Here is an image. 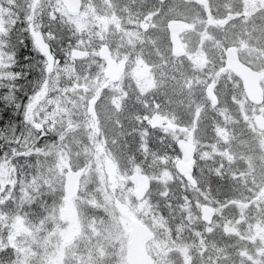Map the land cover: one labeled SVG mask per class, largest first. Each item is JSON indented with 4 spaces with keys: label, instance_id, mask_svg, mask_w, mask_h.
<instances>
[{
    "label": "trees",
    "instance_id": "16d2710c",
    "mask_svg": "<svg viewBox=\"0 0 264 264\" xmlns=\"http://www.w3.org/2000/svg\"><path fill=\"white\" fill-rule=\"evenodd\" d=\"M146 1L81 0V9L72 14L61 0H15L14 5L9 0H0V7L6 12L15 11L18 18L25 21L24 24H17V29L25 28L26 25L27 30L23 33L25 37L32 34L31 28L39 30L57 59L52 70L48 71L45 57H35L31 52L30 40L25 41L29 47L21 50V56L32 55L34 60H43L42 70H39L40 65L34 63L28 80L20 83L25 85L28 92H32L34 86L38 92L47 85L46 92L36 103L46 132L40 133L28 121L16 130L17 133H23L15 137L19 143L0 141L3 145L0 152L6 151L8 154L7 161H0V165L8 169L4 186H0V237L5 238L15 221L21 220L24 231L20 234L27 232L32 238L33 231L42 230L48 224V220L42 217L48 213L45 209L51 206L46 200L60 189L56 186L62 180L59 168L82 170L93 164L94 152L102 146L99 137L101 119L97 115L95 131L87 112L79 116L76 111L75 105H82V102L78 104L81 90L78 86L83 82L81 76L97 75L102 63L96 50L102 43H107L112 50L118 49L120 58L125 60V69L135 56L147 58L138 49L130 53L127 51L134 42L136 47L141 43L152 45L155 42L151 37L143 38L137 29V18L146 15ZM113 16L117 23L110 21ZM16 36L17 33H13L12 39L15 40ZM235 36L241 37L238 33ZM74 47L86 49L87 56L80 60L74 59L71 56ZM164 53L169 55L167 60L170 61L171 53L167 46L165 52L159 55ZM155 59L148 60L153 62ZM89 62L92 63L91 66H87ZM58 71L61 73L55 78V85L54 79L51 82L50 78ZM156 73L160 82L159 66ZM225 94L226 98H219L214 106L205 100L203 93L199 94L196 101L186 94H179L178 98L172 100L176 104L182 102L183 108L175 109L172 118L170 114L165 116L177 127L193 129L197 159L195 167L206 175V180L199 181L196 187L187 179L179 177L173 168L174 159L177 158L175 139L168 138L164 141L160 130L147 131L143 122L138 121L139 118L147 117L148 110L124 109L116 116L121 128L124 127L123 124H128L131 130L126 131L125 135L120 132L119 139L115 141L117 147L113 153L114 160L117 164H123L127 159L129 165L126 166L145 172L153 179L146 198L154 210V218L153 214H149L150 210L140 212L137 217L153 232V226L157 229L166 228L168 237H176L174 243H183L189 248L195 246L193 232L198 233L206 246L219 244L198 226L201 223L199 205L203 202L212 205L216 213L225 215L226 222L232 225L244 221L250 228L249 232L253 229V224L264 222V205L260 199L264 191L263 138L257 130L251 128L247 119H243V112L252 107L250 102L244 100V94L239 91ZM74 97L78 100L75 101ZM137 98L158 107V112H164L157 106L161 100L156 99L153 94H137ZM241 101L244 102L242 109ZM107 119L110 120L111 117ZM83 127L86 130L81 129ZM220 130L224 133H220ZM84 131L88 134L92 132L93 140L86 139L82 134ZM168 132L172 130L168 129ZM245 139L250 142L249 148L244 145ZM102 147L106 152L109 151L108 145ZM13 148L16 149L15 154L12 152ZM165 170L172 178L165 179V176H161L166 175ZM91 174H82L81 182L91 184ZM127 184L129 185V181ZM94 191H102L104 194L98 197L108 198L107 191L101 186H96ZM81 209V214L85 216L81 218L84 223L96 221L97 225L93 229L105 234L111 230L104 224L107 220H113L104 217L116 211L111 202L87 204ZM243 215L246 217L241 218ZM156 218L159 219L158 222ZM240 230L246 233V228L240 227ZM230 241L231 244H224L226 248H230L224 251L227 255L237 254V249L245 246L236 242L232 234ZM245 244L248 257L244 264H264V261H251L257 254L252 250L255 246L253 240L249 238ZM222 262L233 264L232 261ZM203 264L211 263L204 261Z\"/></svg>",
    "mask_w": 264,
    "mask_h": 264
},
{
    "label": "flooded vegetation",
    "instance_id": "af4514ba",
    "mask_svg": "<svg viewBox=\"0 0 264 264\" xmlns=\"http://www.w3.org/2000/svg\"><path fill=\"white\" fill-rule=\"evenodd\" d=\"M237 1V3H243V8H240L237 13L231 11L230 0L146 1V5L148 2L150 3L147 6V10H152V16L156 20L159 12L164 16L163 22L159 23V25L161 26L162 24L164 39L166 42H169L171 60H167L169 57L167 53L158 55L153 62H150L148 59L144 60L145 69L135 75V73L133 74L134 69L131 68L136 64L139 56H135L129 62L130 69L126 70L117 49L116 56L113 58L123 65V69L115 78L110 77L111 72L107 71L108 65L104 62L102 70L104 79L102 78L101 92L93 98L95 99L93 101V112L101 119L99 134L101 141L115 142L119 139L121 131L122 135H125L126 131L131 130L128 124H123L124 127L121 128L120 120L116 118L120 114V110H148L147 117L144 119L139 118L138 121L143 122V127L147 131L148 129L160 130L164 141L168 138L175 139V146L177 148V158L173 162L175 165V162L182 155L177 141L184 139L178 135L177 130L183 128L193 132V129L183 126L177 127L175 123L171 122L169 126H164L167 122V119H165L166 115L170 114L172 118L173 114H175L173 112L175 109L183 108L182 102L171 105L170 100L178 98L179 94H186L193 101H196L201 91L203 90V93L206 92V88L209 85L212 86L215 95L217 92L232 93L239 91L244 93L243 80L240 75L226 64L227 49L231 46L235 47L233 49L235 54L233 60L236 58L238 62L249 66L254 71H261L259 70L260 64L258 62L262 63V50L258 48H264V0ZM201 8H204L203 12L205 13L206 10L208 11L205 16L197 14V10L202 11ZM210 14H218L219 17L211 16ZM172 20L183 21L182 26L177 32L180 45L183 48V52L179 54L173 51L170 26L175 24L170 23ZM232 26L235 29V33L242 35L240 39H244L249 43H246V46L249 48H242L231 42ZM156 30H158V23H154L153 27L150 25L145 32L140 34L143 38L151 37L155 41L152 44L154 45L158 44V39L155 36ZM253 31L256 36L255 38H253ZM252 41H256L257 44H253ZM217 42L220 43V47L217 46ZM137 49L138 47L133 44L127 51L130 53ZM157 66H159L160 71V82L156 73ZM146 74L151 77L150 84H143L142 77ZM263 74L259 79L261 88L264 86ZM114 83L115 85L118 84V86L114 92L108 94L106 91L108 90V86ZM144 93L153 94L156 99H160L161 102L157 106L164 110V112H158L156 110L158 107L151 103L139 101L137 94ZM114 95L116 99L113 98ZM89 98L91 96L87 99ZM105 111L112 114L107 115ZM156 112L162 116L160 123H155L152 119ZM107 117H111V119L109 120ZM168 129L172 130V132H168ZM111 131L112 134L109 135ZM192 132L190 133L191 138L192 136L194 137ZM195 155V150H193V163L190 176L195 180L194 185L196 186L200 183L199 181L206 180V175L204 171L198 170L195 167L197 163ZM132 171L129 172L128 176L125 175L123 179H128L129 182H132L130 179L133 174ZM136 172L142 171L138 170ZM145 174L148 176L149 183H151L149 174ZM178 175L189 182L187 174L179 173ZM111 181H114L112 180V176ZM75 185V189L73 188L68 192L63 191L64 194L66 193V200L69 196L72 199L73 196L79 194V197L82 199L77 200L84 205L108 201V198H93V184L80 183V186ZM46 201L51 202L52 200L49 198ZM203 205H208L211 209L209 221H205L202 218L201 208ZM125 207L129 214L121 216L126 220L127 232L123 229L122 222L119 221V215L111 218L113 219L111 221L107 220L104 222L105 225L111 228L106 234L93 229L97 225L96 221L84 223L82 219L78 220L76 211V220H71L70 218L65 221V219L61 220L59 215H50L51 220H53L52 223L42 230L37 229L33 231V238L31 239V242H33L32 262H27V264H129L127 255L131 239L132 221L140 222L145 227L147 224L137 217L139 213L134 214L129 207ZM199 215L201 223L198 226L208 236H212L219 244L217 246H206L201 242L200 236L197 235L198 233L193 232L195 246L191 248L187 246L177 248L166 246L163 248V246L160 247L157 242L153 241L154 237L147 236L143 239L142 243L145 252L149 255L153 264H203L204 261L211 264H223L222 261L230 260H233V264H244L246 255L240 254L239 248L237 249V254L227 255L224 253L225 250H230L224 244L226 242L231 244V234L229 232L232 229V224L226 222V216L216 213L215 208L206 202L199 205ZM84 217L82 214L81 218ZM242 217L246 216L243 215ZM70 223H72V227L68 228ZM247 225L244 221L239 223L241 228H246ZM96 231L101 232L104 237H110V240L104 244L103 239L99 237V233H95ZM19 235L20 233H17L15 236H9V243L3 239L0 240V264H24L22 258L26 244L24 239L21 241L17 240V236ZM126 239V248H124ZM246 241L247 238L244 236L241 245H244Z\"/></svg>",
    "mask_w": 264,
    "mask_h": 264
},
{
    "label": "rangeland",
    "instance_id": "374dc122",
    "mask_svg": "<svg viewBox=\"0 0 264 264\" xmlns=\"http://www.w3.org/2000/svg\"><path fill=\"white\" fill-rule=\"evenodd\" d=\"M149 5H150V3L148 2L147 6H149ZM64 6H65V4H64ZM240 8H243V3L241 4L239 2L238 7L235 10L236 13L240 10ZM80 9H81V0H78V11L73 13V14L78 13ZM201 9H202V11L201 10H197V14L205 16L206 13H208V11L206 10V13H205V12H203L204 8H201ZM174 11H176V10H174ZM145 13H146V15H142V16L137 18V20H136L137 29H138V31L140 33H143L149 28L150 25H152V27H153L154 23H158V30H156V34H155L156 38L158 39V44L147 45L145 43H141V44L138 45L139 52L142 53L147 58H144L142 56L138 57V60H137L136 64L131 68V69H134L133 70V74L135 73V75H136V73H138V72H140V71L145 69V61L144 60L155 59L159 54H162V52H165L166 46L169 48V51H170V45L168 46L169 42L167 41L168 43H166V41L164 39V31L162 30V24H161V26L159 25V23L163 22V17L164 16L159 12V14L157 15V20H156V18L152 16V10L151 11L147 10V11H145ZM210 15L219 17L218 14H210ZM110 21L113 22V23L114 22L117 23L115 16H113L110 19ZM253 23H254V20H253ZM147 25H148V27L146 28ZM234 35H235V29L232 26L230 37H231V39L232 38L233 39L231 40V42H233V44H235V45L237 44V46H239V47L249 48L248 46H246L247 44H249L248 42H246L244 39L241 40V39L238 38V36H234ZM263 36H264V30H263ZM255 37L256 36H255L254 31H253V38H255ZM263 39H264V37H263ZM252 43L253 44H257L256 41H252ZM217 46L220 47V43L219 42H217ZM258 49L262 50V52H261L262 53V55H261L262 63L258 62V64H260L259 65V68H260L259 70H261L264 73V48L263 49L258 48ZM239 50L241 51V49H239ZM109 51H110V53L112 54L113 57L116 56L117 50L115 48H113V50L110 48ZM96 55L101 60V62H100V63H102L101 64V68L98 70L97 75H95L94 77L81 76V81H83L82 85L84 87L80 88L81 90H80V98H79V100H78L77 97H74L75 101L78 100V104H81V102H82V105H75L76 111L78 112L79 116H81L84 112H88V117L91 116V119H92L91 123L93 125V130H95V131L97 129V127L95 125V120H97V115L95 114V112H93V104H94V102L91 103V108H90V103L89 102H90L91 99H93L95 96H97V94H99L101 92V87H102L101 85H102V82H103L102 78L104 79L103 74H102V70L104 68L103 64L105 62V59L101 58L99 56V54L97 53V50H96ZM246 55L248 56V54H246ZM56 60L57 59L55 58V60L53 61V66L56 64ZM121 61H123L124 67H125L124 58H122ZM91 64L92 63L89 62L87 64V66H91ZM127 69H130L129 63H128V68ZM59 73H61V72L58 71L54 76H52V78H50L51 82L54 79L55 85H56V79L55 78L57 77V75ZM148 74H146L145 76L142 77L143 84H150L151 83V77ZM262 77H263V80H264V74H263ZM207 81H208V79H207ZM48 86H50V85H48ZM117 86H118V84L115 85V83L112 84V85H109L108 86V90H106L107 93L110 94V93L114 92V90L116 89ZM75 87H77V86H75ZM78 87H81V86H78ZM46 90H47V85L41 87V89L38 91L39 97H41L42 94L44 92H46ZM262 90H263V101H262V103L257 104V105H252V107L247 108V112H243V115H244L243 119H245V120L247 119L249 121V123H250L251 128L254 129V130H257L259 132L260 137L263 138L262 146L264 147V129L263 130L257 129L256 126L253 123L254 115H256V114L264 115V86H262ZM212 92L214 93L213 90H212ZM202 93H203V90L201 91V94ZM232 93H235V92H232ZM240 93L243 94L242 92H240ZM205 94H206V92L203 93V96H204L205 100H207L209 103H211V101H209L207 99L208 97L207 96H206L207 98L205 97ZM214 95H215V93H214ZM216 95H217V99L221 98V97H222V99L226 98V96H225L226 94L224 92H217ZM90 96H91V98L87 99ZM83 97L86 98L88 106H87L86 101L82 100ZM113 98L116 99V96L114 95ZM94 100L95 99H93V101ZM244 100L248 101L246 99L245 95H244ZM36 103H37V101L34 103L33 109L29 113V121L32 122V124L35 126L37 131H39L40 133L41 132L45 133L46 131H45V127H44V120L42 118L40 119V114H39V110L37 109ZM170 104L171 105H176V101L175 100H171ZM242 105L244 107V102L241 101L240 102L241 109H242ZM197 113H198V111H196V114ZM106 114L110 115L112 113H107L106 112ZM165 119H167V118H165ZM170 122L171 121L167 119V122L164 124V126L165 125L169 126ZM81 129L86 130L84 127L81 128ZM177 131H178V135L182 136L185 141H188V142L192 141V143L194 144V149H196V143L194 142L195 135H194V137L192 136V138H191V134H190L192 131H188V130L183 129V128H180ZM220 133H224V132L222 130H220ZM82 134L85 135L84 137L86 139L93 140L94 134L92 132H89V134H88L87 131H84V132H82ZM111 134H112V131H111V133H109V135H111ZM101 144H102V146L108 145L109 146V151L106 152V150L102 146H100V147L98 146L99 148L94 152V161H92V163H93L92 165H89V166H86L85 168H83L82 172L78 168H72V169H78L80 171L79 174L81 173L79 179H78L79 174L77 175V177L75 179V183L73 185V188L74 187L76 188L75 184H77V186H80V183H82L81 182V179H82L81 175L82 174H84V173H90L91 174L92 173L90 179H91V184H93V186H92V193H93L92 196H93V198H95V199L100 198L98 196H102L104 194V192H102V191H94L96 189V186H101V188H104L107 191V194H108V201L107 202L108 203L111 202L113 204L114 208L116 209V211L112 212L110 215H107L106 217H104V219L105 218L111 219V218H114L115 216L119 215V221L122 222L123 229L127 232L126 220L121 216L122 214H120V212L118 210V207L115 204L116 200L120 201L123 206L129 207L130 210L134 214H137V213H140V212L146 213L147 211L150 210L149 214H153V218H154V210L151 209L150 201H148V199L146 198V194H144L141 197H136V195L134 193V189L136 188V184H135V181L133 180V178L132 177L130 178L132 183L129 182V185L127 184L128 179H123V177L125 175L128 176L129 172L131 170H133V169L131 167H129V166H126V165H129V164H127V159L123 161V164H117V162L114 160L113 153H114L115 148L117 147L115 142H112V141L107 142L106 141V142H101ZM244 145H245L246 148H249L250 142L248 143V140L245 139L244 140ZM101 149H103L105 152L103 153V151ZM262 153H264V150H263ZM76 154L78 155L77 152H76ZM108 158H111L113 163H114L113 164L111 162L112 166H113L112 174H110L108 172V170L106 169V165H105L106 163L105 162H106V159H108ZM263 158H264V154H263ZM62 168L63 167L59 168V173L61 174V177H62L61 183L60 184H56V186H59L60 189H59V191L54 192L52 194V195H54L53 197L50 198L52 201L48 202V203L51 204V206L49 208L45 209L48 213L44 214V216L42 217L43 219L45 218V219L48 220V224L47 225H49L50 223L53 222V220H51V218H50V215H53V216L54 215L55 216L59 215V218L61 220L65 219V221H67V219L69 220L71 218V217L65 216V214H64V212H65V210L67 208V205H68V201L65 198V194L66 193L64 194V192H68L70 190H65L64 186H63V184H64V173H65L66 170H69L68 168H71V167H66L64 169H62ZM173 168H174V165H173ZM174 170H175V168H174ZM136 171H138V169H134L132 172H136ZM165 172H166V175L162 174L161 175L162 177L165 176V179L168 178V177L172 178V175L167 170H165ZM7 173H8V169L4 165H2V169H0V186H4L3 183H5V180L7 179V176H6ZM111 176H112V180H114V181H111ZM121 191H123V192L120 194ZM95 192H97V193H95ZM68 198L70 200L71 207H72V209L74 211V215H75V211H76L77 219L81 220V215H82L81 214V211H82L81 207L84 206V204L82 202H78L77 199H82V198L79 197V194H77V196L76 195L73 196L72 199H71L70 196L67 197V199ZM260 199L263 200V205H264V191L261 193V198ZM151 206H152V204H151ZM84 210H85V208H84ZM155 215L159 219H161V220L163 219L160 215H157V214H155ZM158 218H156L157 222L159 221ZM71 220H72V218H71ZM73 220H76V218L74 217ZM55 222H56V220H55ZM47 225H45L44 228H46ZM252 226H253V229L251 230V232H249L250 228L246 227V233H244L243 231L240 230V226H239L238 223L237 224H233L232 225V231L229 232V233L232 234V236H233V238H234V240L236 242L237 241L241 242L243 240L244 236H246L247 241L249 240V238L253 240V243L255 244V246L252 247V250L257 253V254H255L254 257L251 258V261L254 263V262L258 261V260L259 261H264V241H263V239H264V222L256 223V224H253ZM70 227H72V223H70L68 225V228H70ZM153 227H154V233H155L153 241L157 242L158 245H162V246L171 245V246H174L175 248L184 246L183 243H182V245H180L178 243H174L173 240L176 237H173V238L168 237V231L166 230V228L162 227L161 229H157L156 226H153ZM79 228H80V223H79ZM21 231H24L22 222H21V220H17L14 223V227L11 228V230L8 232L6 237L5 238L0 237V240L3 239L5 241H7V243H9V241H8L9 236H11V235L15 236V235H17V233H21ZM95 233L96 234L99 233V237H101L103 239V243L104 244H106L110 240V237H104V235L101 232L96 231ZM28 235L29 234H27V232H26L24 235L20 234L19 236H17V240H20V241L23 240V239L25 240L26 256H24V254H23V258H22V262L24 264H27V262H29V263L32 262L33 242H31V239L33 238V234H32V238L29 237ZM127 239H128V237H127ZM127 239L125 240L124 248H126ZM246 245L247 244H245V246L242 245V246H244V248L243 247L239 248V251L241 252V254L243 256L246 255L245 258L248 257L247 256L248 254H247V251H246L247 250ZM230 261H233V260H230ZM185 262H187V261L185 260Z\"/></svg>",
    "mask_w": 264,
    "mask_h": 264
},
{
    "label": "water",
    "instance_id": "95a60500",
    "mask_svg": "<svg viewBox=\"0 0 264 264\" xmlns=\"http://www.w3.org/2000/svg\"><path fill=\"white\" fill-rule=\"evenodd\" d=\"M64 3L66 4V7L69 12L75 13L78 11V0H63ZM170 23H174L175 25L170 26V32H171V40H172V45H173V51L174 53H182L183 48L180 45L179 38L177 36V32L179 28L182 26V21L179 20H172ZM36 34H38L40 41L44 45V51L46 53V59H47V67L50 69L52 67L53 63V55L49 49L48 44L44 41L42 38L41 34L38 31H33ZM235 47H229L227 49V60L226 64L233 68L235 71L239 73L241 76L243 82H244V89L245 93L248 97L249 100L258 103L261 101L262 98V91L259 86V77L261 75L260 72H256L252 70L250 67L238 62L235 58L234 51ZM98 54L101 58H104L106 60V63L108 65L107 71L111 72L110 77H116L119 72L121 71V65L117 64L110 56V51L107 46V44H103L99 50ZM72 55L75 58H80L86 55V51L79 49V48H74L72 50ZM207 96L212 100L213 103L216 102V97L214 93L212 92L211 85L207 87ZM91 103L92 100L90 101V108H91ZM153 121L155 123H160L162 121V118L159 114H154L152 117ZM254 123L257 127L259 128H264V116L257 114L253 118ZM181 152L182 156L181 159L176 161L175 163V168L176 170L181 173V174H187L188 178L192 183H194L193 178L190 176V171L192 169V163L193 160L190 159L193 146L191 143L183 141L182 139H179L177 142ZM188 160V161H187ZM106 169L110 174L113 172V166L110 160H106ZM79 174L78 170H73L69 169L65 172L64 174V189L65 190H71L73 188V185L75 183V179L77 175ZM133 177L135 178L137 182L138 188L135 189L136 195L139 197L141 194L144 192V190L148 186V179L144 174H134ZM68 205L67 208L64 212L65 216L71 217L74 219V211L71 207L70 200L69 198L67 199ZM116 204L119 208V210L123 213L128 215L127 209L118 201L116 200ZM210 208L208 205H203L201 208L202 212V218L205 221H209V214H210ZM132 229H131V240L129 242V251L127 255V260L129 264H153L152 260L150 257L145 253L143 246H142V241L145 237L149 236L151 237L153 233L147 229L144 225L137 221H132Z\"/></svg>",
    "mask_w": 264,
    "mask_h": 264
},
{
    "label": "snow or ice",
    "instance_id": "6c2138e0",
    "mask_svg": "<svg viewBox=\"0 0 264 264\" xmlns=\"http://www.w3.org/2000/svg\"><path fill=\"white\" fill-rule=\"evenodd\" d=\"M9 3L14 5L15 0H9ZM24 23L18 18V13L6 12L0 7V141L8 144L19 143L15 137L23 133H17L16 130L28 123L29 113L39 98L35 86L32 92H28L25 85L20 83L28 80L34 63L41 66L39 70H42L43 65L42 59L34 60L32 55L21 56V50L29 47L26 39L31 41V52L35 57L46 55L38 34L33 32L25 37L23 33L27 30L26 25L25 28L17 29V24ZM13 33H17L15 40L12 39ZM12 152L15 154L16 149L13 148ZM7 159V152H0V161Z\"/></svg>",
    "mask_w": 264,
    "mask_h": 264
}]
</instances>
